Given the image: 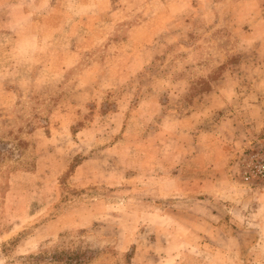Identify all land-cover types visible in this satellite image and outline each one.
<instances>
[{
	"label": "rangeland",
	"instance_id": "1",
	"mask_svg": "<svg viewBox=\"0 0 264 264\" xmlns=\"http://www.w3.org/2000/svg\"><path fill=\"white\" fill-rule=\"evenodd\" d=\"M0 264H264V0H0Z\"/></svg>",
	"mask_w": 264,
	"mask_h": 264
},
{
	"label": "built area",
	"instance_id": "2",
	"mask_svg": "<svg viewBox=\"0 0 264 264\" xmlns=\"http://www.w3.org/2000/svg\"><path fill=\"white\" fill-rule=\"evenodd\" d=\"M240 180L248 186L264 185V143L249 150L241 160Z\"/></svg>",
	"mask_w": 264,
	"mask_h": 264
},
{
	"label": "trees",
	"instance_id": "3",
	"mask_svg": "<svg viewBox=\"0 0 264 264\" xmlns=\"http://www.w3.org/2000/svg\"><path fill=\"white\" fill-rule=\"evenodd\" d=\"M21 143H17V147H2L0 148V160L3 161L5 158H8L9 155H15L18 156L20 155L19 152V147H20ZM0 167H2V164L0 165ZM1 172V170H0Z\"/></svg>",
	"mask_w": 264,
	"mask_h": 264
}]
</instances>
